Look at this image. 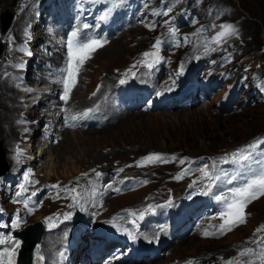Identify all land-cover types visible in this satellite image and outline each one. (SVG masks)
I'll return each instance as SVG.
<instances>
[{
  "label": "rangeland",
  "instance_id": "rangeland-1",
  "mask_svg": "<svg viewBox=\"0 0 264 264\" xmlns=\"http://www.w3.org/2000/svg\"><path fill=\"white\" fill-rule=\"evenodd\" d=\"M9 4L16 7L20 16L31 7H34V12L41 5L48 6L50 17L44 26L52 27L56 32L50 31V35L39 42L40 31L30 26V47L25 54L31 58L40 49L36 62L44 66L46 57L52 64L47 66L57 68L53 69L54 72L64 80L68 75L69 41L73 40V33L77 42L98 40L103 43L79 71V75L85 71L92 84L77 77L72 91L78 87L84 96L76 103L62 98L64 81H59L62 90L56 103L64 105L61 109L80 110L96 94L100 93L105 98L118 85L117 96L126 94V90L148 92L149 88L153 89V84L139 80L146 76H154L155 86L173 80L176 87L183 83V71L190 69H196L190 78H195L204 92L196 97V103V98L186 101L184 108L194 101L192 107H181V110L176 109L173 101L167 110H151L153 103L149 97L150 107L147 106L149 102L147 105L139 104V110L119 118L118 125L106 126V129L114 127L110 131L95 135L78 134L74 141L77 148L75 158L81 157L79 162L72 159L73 155L66 150L67 145H59L58 150L53 151L51 145H44L46 141H38L49 134L39 132L32 137L22 131L26 139L11 150L21 154L16 166L11 164V152L2 147L6 165L11 167L3 182L9 174L16 180L23 178L25 191L17 203L12 200L9 203L8 194L0 184V213H4L0 217V234L13 237L14 232L42 222L47 228L44 237L47 236L48 244L57 242L53 236L62 232L58 245L69 235L70 223L81 229V222L92 223L99 216V225L104 221L109 224V220L119 223L115 228L124 236L133 237V241L144 242L141 236L146 234L152 236L148 238L152 246L162 244L165 257L148 264H264V231H259L264 229V196L245 207V223L223 233L220 230L224 222L221 216L226 204L216 198L230 199L233 189L264 174V146L260 142L264 135V0H10ZM6 12L12 13L13 17L7 31L1 27L2 37L9 33L15 19L11 10L2 12L1 9L0 13ZM0 23L3 25L1 20ZM98 29L103 32L94 33ZM107 35L111 37L104 41ZM55 38L62 40L63 44H58L61 48L46 49L44 46L49 45L46 41L55 42ZM8 39L7 35L6 39L0 40V61L4 51L9 49L11 42ZM158 40L159 61L148 68L144 63V53H156L154 45ZM201 46L204 47L203 56L194 63L189 56ZM50 50L55 52L53 57ZM123 52L127 53L125 62L115 60V64L113 60L109 61L108 54L121 56ZM208 53L209 56H204ZM152 59L155 57H150L149 61ZM53 60L57 67L53 66L56 65ZM160 66L164 67L163 71L158 69ZM22 75L21 81L25 77ZM121 80L125 83L121 84ZM127 83L141 86L126 89ZM96 104L92 103L93 106ZM47 112L43 110L32 116L45 114L49 119L42 124L56 119L55 115L49 117ZM141 113L143 115H139ZM69 115L73 120L72 117L81 115V112L72 111ZM71 130L74 131L73 128ZM60 139L56 137L55 141ZM28 140L33 143V150L38 149V154L36 162L31 159L24 169L21 164L29 152L19 149V146ZM152 155L164 159L149 162L146 158ZM241 156L246 159H239ZM33 169L37 170L33 172ZM43 174L39 181L38 176ZM21 185L19 183L15 188L18 192ZM185 189V198L172 200L174 191L175 194H184ZM34 195V199L41 195V201L38 199L35 207H31ZM85 195L93 202H100L101 208L97 214L98 210L94 214L88 210L92 219L87 221L86 210L75 208L77 204L88 203L86 197V201H82ZM73 197L77 202H73ZM84 204L82 206L86 207ZM162 209L165 212H160ZM65 211L71 214L70 218H64ZM167 211L178 213L177 224L181 219L177 216L180 213L185 215L188 223L185 225L190 224L188 235L177 240L181 227L171 234L176 227L175 222L171 229L164 227L165 223L159 222L163 221L160 219L147 226L154 215L159 217L162 214L161 219H165ZM183 211L192 212L190 219ZM101 214L104 215L100 217ZM17 217L21 224L14 229L12 222ZM49 217L52 220L49 221ZM61 224H64L62 230ZM95 226L97 224L90 230H95ZM158 233L164 236V240L167 237L171 240L165 242L153 238ZM184 239V243L178 246ZM166 247H169L168 251ZM51 251L43 247L40 254L35 253V258L44 256V262H47V254Z\"/></svg>",
  "mask_w": 264,
  "mask_h": 264
},
{
  "label": "bare ground",
  "instance_id": "bare-ground-1",
  "mask_svg": "<svg viewBox=\"0 0 264 264\" xmlns=\"http://www.w3.org/2000/svg\"><path fill=\"white\" fill-rule=\"evenodd\" d=\"M19 1H22V0H19ZM9 3H10V0H0V12H1V9H2V12H5L6 9H8V10H11L12 12H14V15H15V19L13 21L11 30L7 34L8 37H9L8 40H10L11 43L9 44V49L7 50V52H6V50L4 51V55H3V57H2V59L0 61V135H1V141L3 143L1 141L0 142H1V146L2 147H4L5 149H7V150H9L11 152V153H9V156H10L9 158L11 159L10 160L11 164L16 166L18 164V159H19L21 154L20 153L19 154L13 153L11 150L15 148V146H16V144L18 142L22 141L23 139H26L21 134V132L24 131L25 129L24 128H20V126L18 124L19 119L21 117L20 112L22 110L20 109L19 103H18V100H17L18 95L21 92L17 88H18L19 84L22 83V81H24V80L29 81L32 84H33V82H37L39 84V82H43L46 79H48L49 77H51L53 75L52 73L54 72L53 69H57V68L48 67L47 65H52V64H48L46 61L43 62L45 64L44 66H40V64L38 62H36V59L39 57L40 52H41L40 49H37V53L34 56H32L31 58L28 57L25 54L26 50H28V48L30 47V42H29L30 37H29L28 32L31 29L29 28L30 27L29 21H30L31 18H33L34 14H35V12H33L34 7H31L24 15L20 16L19 14H17L16 7H10ZM1 15H2V13H0V20L2 18ZM11 22H12V20L10 21V24H11ZM1 27H3V26L0 23V40L6 39V37H7L6 33H4V35L2 37V33L3 32L1 33ZM9 27H10V25H9ZM100 32L102 33L103 31L98 29L94 33L97 34V33H100ZM40 34H41V36L38 39L39 42L43 41L44 38H46L48 35H50V31H46L44 29H41ZM110 37L111 36H109V35L104 36L103 40L107 41V39H110ZM62 44H63V42L60 43V45H62ZM49 49L55 50L54 47H50ZM203 52H204V47L201 46V48L197 52L192 51L191 55L189 57L194 63L198 62L197 59L200 60V58H202V56H203L202 53ZM0 54H2V53H0ZM126 55H127L126 52H123L121 54V56L110 53V54H108V57H110L109 61L113 60V62H114L116 60L118 63H123L127 59ZM209 55L210 54L208 53V54H205L204 56L207 57ZM119 57H121V59H119ZM25 60H28V61L25 62ZM114 63L116 64V62H114ZM115 64H113V65H115ZM33 67H35V69H33ZM163 68H164L163 66H160L158 69L160 71H163ZM20 69L22 71H20ZM195 71H196V69H190L189 71H183V73H184L183 83L181 82L182 84L181 83L177 84V86H181L187 91V93H186L187 96L184 99V101H189L190 99L196 98V97L200 96V94H202V92H204L203 88H201L199 86L200 84L198 85V82L195 80V78H190V74H193ZM21 74L25 75V77L23 78L22 81L20 79L21 78ZM86 74L87 73L84 71L83 73L78 75V77L80 79L83 78L86 81L91 80V77L89 75L86 76ZM153 78H154V76L153 77L146 76L144 80L143 79H139L141 81H145V80L148 81V82L150 81V83L153 84V89L150 90V88H149L148 94H149V97L151 98V103H153V104L155 103V106L152 105L150 107V109L151 110H159V111L167 110L169 103L171 104V101H173L172 103H174V99L172 98V96L176 92L178 87L173 86V83H172L173 80L169 81V83L162 84L161 86H155L156 84L154 85L155 82L153 81ZM58 81H64V77L63 78L59 77ZM87 83L89 85L92 84V82H90V81L87 82ZM134 85H136V84H128V85L125 86V88L126 89L130 88V87L133 88ZM118 86H120V85H118ZM118 86L114 87L112 93L109 96L106 95L105 98L103 97V95H100V93H98V94H96V96L93 97V99L88 100V101L86 99L87 103H85L84 104L85 106L82 107L80 110H78L77 108L61 109V108L64 107V105L59 104L60 102L56 103V101H52L51 100L52 108L50 109V111H53V113L49 114V117L52 116V115L56 116V120H57V122H56V130L58 129V131H59V133H58V135L56 137H61V139L56 142L54 137L51 134H49V136H46L45 138L40 137L38 139V141H41V142L50 141V145H51L50 148H52L53 151H57L58 148L60 147L59 145L65 144V146L67 145V149L66 150L70 153V155L71 154L73 155L72 159H74L76 157V154H77V148L75 147L76 143L74 141V138L77 137L78 134H82V135L83 134H92V135H95V134H100V133H103V132H106V131H110L111 129L114 128V127L113 128H111V127L114 124H117V122L119 121L118 120L119 118H123V117H126L128 115L130 116V115L133 114L134 110H131V111L125 110V111H123L122 109L119 108L118 103L120 101H119V99H117V94L119 93V90L117 88ZM136 86H141V85H136ZM161 87L165 88V89L166 88H170L169 89L170 91L164 92L165 89H162ZM191 88H193V90H190ZM195 88H196V90H194ZM60 89L62 90V88H60ZM121 93H123V92H121ZM83 96H84V94L82 93L80 88L77 87V88H75L72 91V94H70V96L68 97L67 100H69L70 102L76 103L75 101L79 100V98H81ZM100 97L103 98V99L100 100ZM98 99H99V101H97ZM95 101H97V102H95ZM196 101H197V98L195 99V103H196ZM94 102L97 103V104L93 106L92 103L95 104ZM161 104H163L164 106L162 107ZM182 104L183 105L178 107L177 110L180 109L181 107L184 108L185 102L182 103ZM89 105H92V107H90ZM92 108H94V109H92ZM90 109H92V111H89ZM97 109H100L101 113H103V115L100 113V110H99V112L96 111ZM43 110L47 111V109H45L44 107H41V108L34 109L27 116L29 118H31V117H33L32 115L34 113H39L40 111H43ZM76 110L80 111L81 113H84V112H86V113H85V115H82L81 119H80L81 115H78L77 117H72V118H75V119L72 120L71 119V115H69V114H71L72 111L77 112ZM91 114L95 118L96 117H100L101 120L95 121L92 124H87V126L82 127V119H84V117H86L87 115H91ZM139 115H143V114L141 113ZM41 116H45L44 117L45 118L44 121L49 119V118H46L45 114H43ZM69 119H71L72 121H67ZM79 121H80V123L78 124ZM67 123H69V124H67ZM119 124L121 125V122H119ZM106 126H111V127L106 129ZM72 127L74 128V131L71 130V132H70V128H72ZM78 128L82 129V131H79ZM65 130H67V132H65ZM36 160L37 159H35L33 162H36ZM75 160H76V162H79L81 160V157H78L77 159L75 158ZM64 161H67V160L65 159ZM42 177H44V174L41 175V176H38L37 179L39 181H41ZM45 190H46V187L43 188V191H45ZM175 195L177 197H180V196L183 195V193L179 192L178 194H175ZM85 197H86L88 203H91L90 205L88 203L86 204L85 202H83L82 204L85 203L84 205H86V207L83 206L81 208L82 204H80L79 206L77 204L76 207L74 205L73 206L77 210H80V209L86 210L87 217L88 216L92 217V214L88 210L93 212V214H94V212H96V210H98L96 212V214L101 212V208L99 207L100 202H98L97 200L95 202H93L91 200V197H89V196L87 197V195L82 197V201L85 200ZM38 199L39 198L36 196L35 202L38 201ZM199 200H201V199H199ZM25 202H26V200H25ZM71 202H69V203L71 204ZM70 204H69V206H70ZM73 204H75V203H73ZM30 205H31V207H35V204L33 203V201H32V204H30ZM194 206H195V204H194ZM67 208H66V210H67ZM165 210H167V209L165 208ZM161 211H164V209L160 210V212ZM191 211H189V212L188 211H183V214L188 215V218H189L190 215L192 214ZM169 212L171 213V211H167L166 212V218H167L166 222L164 220L163 221H159V222L165 223L164 227H168V228L171 229L172 224L177 220L176 214H178V213H171V214H173V215H171ZM65 214H66V211H65ZM103 215L104 214H101L100 217H102ZM97 218H99V216ZM97 218H95V221L99 220ZM183 220L184 221L180 225L175 222V226L176 227L174 228L173 232H175L178 227H181L186 222V218L183 217ZM206 220H208V219H206ZM156 221H157V218L152 223H155ZM204 222L205 221L201 222V224L204 223ZM163 223H161V227H162ZM63 227H64V224H61L60 230H62ZM159 235H160V233H158L157 236H156V238L159 239V240H163L165 242H168L169 240H171L170 237L169 238L167 237L164 240L163 239L164 236L163 235L159 236ZM59 237L60 238L62 237V232H60L59 236H53V238H55L56 239L55 241H57V242L48 244L47 241H46L47 240V236H45L44 237L45 239H43L44 242L42 241L43 243H41V245H39L37 247V249L35 250V253L40 254L41 253V249L43 247L49 248L50 251H51L52 248H55V247H56L55 249H57L60 246L59 244L61 243L60 242L57 245V243L59 241ZM184 241H185V239L180 241L178 243L179 244L178 246L182 245L184 243ZM194 241H196V240H194ZM163 244H165V243H163ZM55 249H54V251L52 249V251L47 254L48 255L47 256V263L48 264H52L53 261H54V256H55V252H56ZM165 249H166V251H168L169 247H166ZM17 250H18V248L16 249V252H17ZM16 252H15V254H16ZM44 258H45L44 256H43L42 259H39L38 257H36L35 258V264H41V262H44Z\"/></svg>",
  "mask_w": 264,
  "mask_h": 264
},
{
  "label": "snow or ice",
  "instance_id": "snow-or-ice-1",
  "mask_svg": "<svg viewBox=\"0 0 264 264\" xmlns=\"http://www.w3.org/2000/svg\"><path fill=\"white\" fill-rule=\"evenodd\" d=\"M174 32V30H173ZM76 34L73 33V40L69 41V68L68 75L64 80V95L63 99L67 101L72 89L77 83V77L79 71L84 63L91 58V54L96 51L97 48L102 47L103 43L98 40H91L87 42H77L75 41ZM160 41L158 40L154 48L157 49L156 53H144L145 57V66L152 68L154 63L159 61L158 49ZM150 57H155L149 61ZM135 67V66H133ZM121 84L125 83V80L120 81ZM75 119V118H73ZM149 162L162 161L164 158L158 155H152L146 158ZM239 159H246V157L241 156ZM99 176L100 174L97 173ZM180 177H177L179 179ZM27 181V177H25ZM56 187V186H53ZM25 191L24 185H21V192L17 193V196H20L21 193ZM74 191V190H73ZM264 196V174H261L258 178L252 179L249 182H246L244 186L235 188L231 191L230 199L229 197H216L218 200H223L226 204V208L222 213L221 219L224 221L220 226L221 232L231 231L234 227L239 226L246 222V216L244 209L251 203L253 200ZM74 202L76 197H73ZM27 207V205H25ZM83 206L81 205V208ZM71 214H66L65 219L70 218ZM143 218V214H141ZM58 219V218H57ZM48 220H52L51 217ZM21 224V220L17 217L12 222V227L18 228ZM52 226V225H50ZM259 231H264L260 229ZM10 244V247L4 248L3 251H0V264H15V252L19 247V240L15 239L11 235L0 234V245ZM244 253H241L243 255Z\"/></svg>",
  "mask_w": 264,
  "mask_h": 264
},
{
  "label": "water",
  "instance_id": "water-1",
  "mask_svg": "<svg viewBox=\"0 0 264 264\" xmlns=\"http://www.w3.org/2000/svg\"><path fill=\"white\" fill-rule=\"evenodd\" d=\"M12 17L13 15L10 12H6L2 15L1 21L3 23V28L5 31L8 30ZM0 49H2L1 45H0ZM0 53H2L1 50ZM7 173H8V167L6 165V158L4 151H2V146L0 143V178L5 176ZM174 196L176 198L181 197V196L177 197L175 195V192H174ZM43 234H44V228L43 225L40 223L29 227L24 232L16 234L17 237L21 238L25 242L20 252V258H19L20 264H30L33 250L35 246L38 243H40Z\"/></svg>",
  "mask_w": 264,
  "mask_h": 264
},
{
  "label": "trees",
  "instance_id": "trees-1",
  "mask_svg": "<svg viewBox=\"0 0 264 264\" xmlns=\"http://www.w3.org/2000/svg\"><path fill=\"white\" fill-rule=\"evenodd\" d=\"M263 74H264V71H263ZM264 136V135H263ZM263 139H261V146H264V137H262Z\"/></svg>",
  "mask_w": 264,
  "mask_h": 264
}]
</instances>
